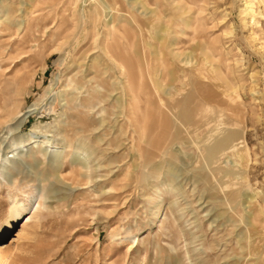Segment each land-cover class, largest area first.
Returning a JSON list of instances; mask_svg holds the SVG:
<instances>
[{
	"label": "rangeland",
	"instance_id": "obj_1",
	"mask_svg": "<svg viewBox=\"0 0 264 264\" xmlns=\"http://www.w3.org/2000/svg\"><path fill=\"white\" fill-rule=\"evenodd\" d=\"M0 264H264V0H0Z\"/></svg>",
	"mask_w": 264,
	"mask_h": 264
},
{
	"label": "bare ground",
	"instance_id": "obj_2",
	"mask_svg": "<svg viewBox=\"0 0 264 264\" xmlns=\"http://www.w3.org/2000/svg\"><path fill=\"white\" fill-rule=\"evenodd\" d=\"M251 3V2H250ZM245 9L248 11V14H250L251 11V5L247 4L245 6ZM188 62V60H185L184 63ZM122 63V62H121ZM184 67V66H182ZM185 67H191L190 63L189 66H185ZM192 68V67H191ZM197 68L196 66H194V68H192V72H196ZM192 84V83H189ZM194 86V85H193ZM186 87V86H185ZM206 89V87H205ZM194 90V89H193ZM188 91V90H187ZM186 91V92H187ZM192 92V91H190ZM183 94V93H182ZM181 94V95H182ZM184 96V95H183ZM193 96V95H192ZM188 98V101L184 102V106H186V110L184 112H182V116L184 119L181 121L183 123L184 127H192V128H199L201 125L199 124V120L196 118V116L199 114L201 117L202 116H207L208 120L205 121L204 123L206 125L210 124L212 121H217V124H220V122L226 123V125L228 126H234V120L230 119V117L228 116V114L223 112L224 115V119L221 120V118L218 117V115L222 114V112H220L219 109H215L213 108V103L214 101H216L215 98L213 97H209L208 95L204 94V93H198L196 94L193 98ZM224 97V96H223ZM177 100V99H176ZM229 100V99H228ZM170 104V103H169ZM172 104V103H171ZM180 104V103H179ZM174 105V104H173ZM170 106V105H168ZM174 108V107H173ZM177 108V106H176ZM74 109V108H73ZM236 110V107H234L233 105H231L230 103L227 104V112L229 113H233ZM213 112V118L208 115L207 113L209 112ZM236 112V111H235ZM211 114V113H210ZM212 115V114H211ZM89 116V115H88ZM222 117V116H221ZM80 118V117H79ZM78 118V119H79ZM81 119V118H80ZM83 119V118H82ZM220 119V120H219ZM165 123V122H164ZM167 123V122H166ZM182 125V124H181ZM204 125V124H202ZM240 125V124H239ZM165 126V125H164ZM35 130V129H33ZM165 132V131H164ZM188 133V132H187ZM236 131L231 130L228 131L227 136L225 137V139L229 140L230 142H234L236 140H238L239 138H236ZM33 137H35V135H30V138L32 139ZM37 138L32 139V142L35 143V147H46L49 145V141L50 139L48 137L45 136H36ZM222 142V141H221ZM242 142V141H240ZM219 144L220 141L218 142ZM216 143V144H218ZM214 145V144H213ZM228 147V146H227ZM230 148V147H229ZM232 148V147H231ZM216 149V148H215ZM206 150V149H205ZM210 150V149H209ZM212 151V150H211ZM210 151V152H211ZM214 151V149H213ZM41 200H38V202H33L30 203L31 205L28 206H18L16 203H13L12 206L10 207V218H9V224L11 225V223H16L17 221H24L22 223L20 232H24L27 227H28V223L31 221V219L37 214V211L41 206H43L42 204H40ZM42 203V202H41ZM42 208V207H41ZM41 210V209H40ZM29 211V212H28ZM31 213L30 215H28V213ZM27 213V214H26ZM25 233V232H24ZM250 246V245H249Z\"/></svg>",
	"mask_w": 264,
	"mask_h": 264
}]
</instances>
